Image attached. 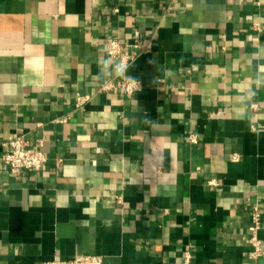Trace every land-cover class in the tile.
<instances>
[{
	"label": "crops",
	"instance_id": "crops-1",
	"mask_svg": "<svg viewBox=\"0 0 264 264\" xmlns=\"http://www.w3.org/2000/svg\"><path fill=\"white\" fill-rule=\"evenodd\" d=\"M111 38L150 48L121 73ZM255 209L264 244V0H0V264H239Z\"/></svg>",
	"mask_w": 264,
	"mask_h": 264
},
{
	"label": "built area",
	"instance_id": "built-area-1",
	"mask_svg": "<svg viewBox=\"0 0 264 264\" xmlns=\"http://www.w3.org/2000/svg\"><path fill=\"white\" fill-rule=\"evenodd\" d=\"M254 25L257 30H260L258 24L255 23ZM102 48L106 55L117 65L124 62L128 66L135 57L137 50H149L150 44L148 42L144 43L142 40L125 44L118 38H111L103 43ZM113 85L112 82L103 83L101 89L110 88ZM140 86L138 79L126 77L124 74L120 75L118 87L125 94L137 91ZM89 99L90 96L88 94L77 92L75 95V106L82 107ZM191 140H195V138L191 136ZM5 144L7 145V150L1 155V159L12 174H18L23 170H45L50 165V158L43 151L29 147L28 139L24 134L13 132L7 137ZM53 162L59 163L58 160ZM209 183H214V179L209 180ZM259 224L260 216L257 209H255L252 213L251 236L249 238L252 249L248 254L249 259L239 264H257V258L263 255L264 244L257 236ZM186 258H189L188 254H186ZM40 264H103V260L98 254H77L70 258L44 260Z\"/></svg>",
	"mask_w": 264,
	"mask_h": 264
},
{
	"label": "clouds",
	"instance_id": "clouds-1",
	"mask_svg": "<svg viewBox=\"0 0 264 264\" xmlns=\"http://www.w3.org/2000/svg\"><path fill=\"white\" fill-rule=\"evenodd\" d=\"M110 63V61H104V65L105 67H107V65ZM127 67V65L124 62H121L119 65H117V70L119 72H123V70Z\"/></svg>",
	"mask_w": 264,
	"mask_h": 264
}]
</instances>
